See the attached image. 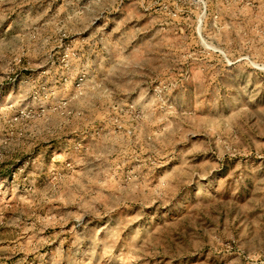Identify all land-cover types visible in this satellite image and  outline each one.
<instances>
[{
    "label": "rangeland",
    "instance_id": "374dc122",
    "mask_svg": "<svg viewBox=\"0 0 264 264\" xmlns=\"http://www.w3.org/2000/svg\"><path fill=\"white\" fill-rule=\"evenodd\" d=\"M0 264H264V0H0Z\"/></svg>",
    "mask_w": 264,
    "mask_h": 264
}]
</instances>
